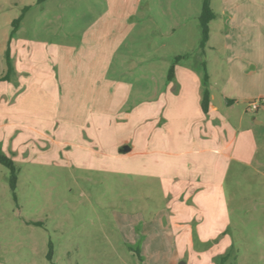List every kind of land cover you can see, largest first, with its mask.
Here are the masks:
<instances>
[{
	"label": "rangeland",
	"instance_id": "1",
	"mask_svg": "<svg viewBox=\"0 0 264 264\" xmlns=\"http://www.w3.org/2000/svg\"><path fill=\"white\" fill-rule=\"evenodd\" d=\"M253 1L211 0L216 18L201 48L202 0H0V60L8 43L13 56L24 47L19 63L43 81L20 102L30 112L0 105V133L11 134L7 143L17 138L9 157L16 200L0 164V264H51L50 246L53 264H264V120L253 125L262 107L242 103L229 115L236 124L246 112L255 161L228 162L202 201V225L165 229L156 218L167 204L159 180L139 173V157L117 158L126 140L138 144L139 98H152L176 57L219 82L226 12L241 3L248 14ZM50 79L75 81L76 99L71 89L66 98L48 90Z\"/></svg>",
	"mask_w": 264,
	"mask_h": 264
},
{
	"label": "crops",
	"instance_id": "2",
	"mask_svg": "<svg viewBox=\"0 0 264 264\" xmlns=\"http://www.w3.org/2000/svg\"><path fill=\"white\" fill-rule=\"evenodd\" d=\"M240 6L241 3H236L235 11L225 15L227 64L222 67L219 82H212L205 70L201 73L176 63L173 77L168 79L166 74L165 81L159 82L152 98H139V127L133 132L138 137L137 146L134 140H124L123 145L128 146L129 151L119 150L122 155L117 158L132 161L139 157V173L159 180L162 199L167 204L156 218L165 229L202 225L204 212L209 211L202 201L211 199L214 194L211 186L221 182L228 162L249 165L255 161L257 146L251 125L245 122L246 112L240 113L236 124L230 122L229 115L242 103L264 101V0L253 1L249 6L251 10L245 15L239 12L242 11ZM10 45L8 43L10 67L6 64L5 54L0 60V105L7 102L10 105L4 106L11 112H30L26 107L21 108L20 102L32 98L34 85L43 81H33V65L19 63L20 56L27 53L26 49L23 47L13 56ZM204 72L209 93L206 112L201 109ZM61 83L50 79L46 81L49 88L46 89L51 91L58 87L64 98L71 89L70 96L74 101L79 93L77 83L71 79ZM128 93L124 94L126 99L131 97ZM260 107L262 114L253 119V125L264 120V103ZM7 137L11 134L0 133V150L3 152L0 154L11 157L17 138L7 143ZM194 157L202 161L201 170ZM147 224L143 227L147 228ZM186 238L193 239L191 235Z\"/></svg>",
	"mask_w": 264,
	"mask_h": 264
},
{
	"label": "trees",
	"instance_id": "3",
	"mask_svg": "<svg viewBox=\"0 0 264 264\" xmlns=\"http://www.w3.org/2000/svg\"><path fill=\"white\" fill-rule=\"evenodd\" d=\"M43 1V0H40ZM210 1L211 0H202V5H201V11H200V15L198 17L199 20V26H200V30H201V40H200V47L203 48L205 46V44L208 41L209 38V27L208 24L210 21H212L213 19H215L216 15L213 13V11L210 8ZM27 7H24L22 9V14L17 18L14 19L12 21V30H11V34H10V40L11 38L14 36V34L16 33V31L19 28V25L23 19L24 13L26 12ZM180 57H176L174 62L171 64L169 70H168V75L167 78L171 79L173 77V73H174V66L176 64V61L179 59ZM5 61L6 64L8 65V68L10 67V57H9V50L6 51L5 53ZM207 75L204 72V76H203V86H204V90L202 93V98H201V109L203 112H206L208 110V106H209V93L208 90L206 88L207 85ZM0 164L2 166H4L6 169H8L9 171V187L11 189L12 192V196L13 199L16 200V195H15V188H16V182H17V169L16 166L13 162V160L5 155L0 154ZM52 257H53V252H52V248L51 246L49 247V251L46 255L47 260L52 263Z\"/></svg>",
	"mask_w": 264,
	"mask_h": 264
},
{
	"label": "built area",
	"instance_id": "4",
	"mask_svg": "<svg viewBox=\"0 0 264 264\" xmlns=\"http://www.w3.org/2000/svg\"><path fill=\"white\" fill-rule=\"evenodd\" d=\"M264 103V101L263 102H258V101H254V102H251L250 104H249V108L251 109V110H253V111H256L259 107H260V105L261 104H263Z\"/></svg>",
	"mask_w": 264,
	"mask_h": 264
},
{
	"label": "water",
	"instance_id": "5",
	"mask_svg": "<svg viewBox=\"0 0 264 264\" xmlns=\"http://www.w3.org/2000/svg\"><path fill=\"white\" fill-rule=\"evenodd\" d=\"M128 151H129V148L126 146L121 149V152L123 153L128 152ZM180 264H183V263H180Z\"/></svg>",
	"mask_w": 264,
	"mask_h": 264
}]
</instances>
